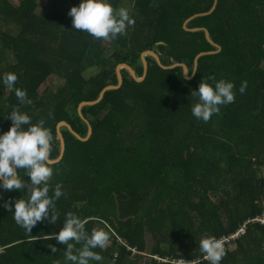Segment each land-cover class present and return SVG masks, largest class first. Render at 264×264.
<instances>
[{
	"label": "trees",
	"instance_id": "1",
	"mask_svg": "<svg viewBox=\"0 0 264 264\" xmlns=\"http://www.w3.org/2000/svg\"><path fill=\"white\" fill-rule=\"evenodd\" d=\"M111 2L135 23L103 40L72 28L68 13L80 0L50 1L45 16L39 0H0V77L14 72L15 87L31 101L21 104L0 81V132L11 127L13 107L33 123L44 119L55 161L62 149L58 125L67 122L87 137L79 106L118 85L120 65L144 77L143 54L153 51L164 65L185 63L193 75L201 53L218 51L205 30L185 29L193 16L211 13L215 0ZM189 28L208 29L222 48L199 59L195 77L147 56L144 80L124 68L120 89L82 108L93 128L89 141L61 127L66 151L50 164L49 181L51 188L61 183L64 193L56 202L57 223L44 220L27 233L3 207L23 193L0 189V264H63L67 245L47 238L60 231L68 211L87 220L89 232L109 231L112 244L95 249L103 259L93 264H199L198 241L206 235L229 239L221 264H264V0H218L212 15ZM51 77L62 83L40 92ZM203 78L230 80L236 93L235 102L221 105L208 122L191 112L197 102L191 92Z\"/></svg>",
	"mask_w": 264,
	"mask_h": 264
},
{
	"label": "clouds",
	"instance_id": "2",
	"mask_svg": "<svg viewBox=\"0 0 264 264\" xmlns=\"http://www.w3.org/2000/svg\"><path fill=\"white\" fill-rule=\"evenodd\" d=\"M68 15L72 18V28L87 32L97 39L111 40L124 34L127 27L135 23L129 11L124 8H114L111 0H80L78 5L71 7ZM193 73L197 69L191 70ZM18 77L14 72H8L0 77L3 85L14 89L15 96L21 104L31 103L27 99L26 90L15 87ZM247 88L244 81L239 87L243 94ZM235 85L225 78L213 80L202 79L197 90L191 96L197 98L192 105V115L198 120L208 122L214 114H219L221 105L235 102ZM8 117L11 127L0 132V189L11 192L20 190L22 197L13 198L3 203V207L13 213L16 224L27 233H31L38 222L46 220L55 224L61 217L57 215L56 202L64 194L62 184L51 188L49 181L54 169L50 165L51 130L45 126V120L33 123L27 112L19 107H13ZM24 170L26 181L18 170ZM51 189V194H50ZM4 192L0 191V200ZM63 227L59 232L50 233L47 239L55 238L58 243L66 244L63 253V264H93L102 261L103 257L95 249H104L110 239L109 231L104 228L86 229L87 220L82 219L73 211L63 215ZM77 245H80L77 247ZM52 252L58 249L49 245ZM201 259L207 264H221L226 255L224 242L214 235H206L198 241ZM179 260L178 264H180ZM185 264L186 261H184ZM60 264V262H57Z\"/></svg>",
	"mask_w": 264,
	"mask_h": 264
},
{
	"label": "water",
	"instance_id": "3",
	"mask_svg": "<svg viewBox=\"0 0 264 264\" xmlns=\"http://www.w3.org/2000/svg\"><path fill=\"white\" fill-rule=\"evenodd\" d=\"M217 5H218V0H215V4H214V7H213V10H212L211 13H209V14H204V15H195V16H193L191 19H189V20L187 21L186 25H185V29L188 30V31L199 32V31L205 30L206 33H207V38H208L209 42H210L214 47H216V48L218 49V51H216V52H205V53H201V54L197 57V59H196V66H195V69H197V71H195V73H193V75H191L190 67H189L187 64H185V63H174V64H172V65H164V64L161 62L159 55L156 54V53L153 52V51H148V52H146V53L143 54V62H144V66H145V74H144V77H139V75L137 74L136 69H135L134 67H132L131 65H128V64H122V65H120V66L118 67L119 84H118V85H114V84H113V85H108V86H106L105 89L101 92L100 97H99L98 100H96V101H94V102H82V103L80 104V106H79L78 113H79V115H80V118H81L84 122H86L87 125H88V134H87V137H84V138L80 137L79 134H78L77 132H75V131L73 130V128L71 127V125L68 124L67 122H61V123L58 125V134H59V137H60V140H61V148H62V149H61V155H60V157H59L57 160H55V161H51V160H50V164H55V163L60 162V161L63 159L64 154H65V151H66V142H65L64 136H63L62 133H61V127H67V128L69 129V131H70V132H71V133H72L77 139H79V141H81V142H87V141L90 140V138H91V136H92V134H93V128H92V126L90 125L89 121H88L86 118L83 117V115H82V113H81V110H82V108H84V107L94 106V105L100 103V102L103 100V98H104L106 92H109V91H112V90H118V89H120V87H122V85L124 84V75H123V69H124V68L128 69V70L133 74V76H134L137 80L142 81V80H144V79L146 78V74H147V72H148V67H149V65H148V62H147V56H151V57H153V58L157 61V63H158L160 66H162L163 68L168 69V68H175V67H178V66H183L187 78L192 79L193 77H195L196 74H197V72H198V68H199V63H200L199 59L202 58V57H204V56H207V55H211V54L219 53V52L222 50V48H221V46H219L218 44H216V43L212 40L211 32H210L208 29H206V28H204V29H203V28L190 29V28H189V24H190L192 21H194L195 19L199 18V17L210 16V15H212V14L215 12V10L217 9Z\"/></svg>",
	"mask_w": 264,
	"mask_h": 264
},
{
	"label": "rangeland",
	"instance_id": "4",
	"mask_svg": "<svg viewBox=\"0 0 264 264\" xmlns=\"http://www.w3.org/2000/svg\"><path fill=\"white\" fill-rule=\"evenodd\" d=\"M50 1L52 2L53 0H39V9L38 12L40 15L45 16L48 12V5L50 3ZM151 57V56H149ZM62 83V80L59 79L58 77H51L44 85H42L40 92H43L46 87L50 84V83ZM216 200V198H214ZM112 244V242H109L107 246H110Z\"/></svg>",
	"mask_w": 264,
	"mask_h": 264
},
{
	"label": "built area",
	"instance_id": "5",
	"mask_svg": "<svg viewBox=\"0 0 264 264\" xmlns=\"http://www.w3.org/2000/svg\"><path fill=\"white\" fill-rule=\"evenodd\" d=\"M231 238H232V239H235L234 236L231 237ZM228 241H229V239H227V238H226L225 240L223 239L224 245H225V243H227ZM180 264H185V262H184V261H180Z\"/></svg>",
	"mask_w": 264,
	"mask_h": 264
}]
</instances>
